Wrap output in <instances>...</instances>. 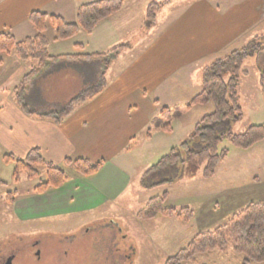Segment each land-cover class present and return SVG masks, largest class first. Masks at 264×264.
Returning a JSON list of instances; mask_svg holds the SVG:
<instances>
[{
	"label": "crops",
	"instance_id": "0c3cea01",
	"mask_svg": "<svg viewBox=\"0 0 264 264\" xmlns=\"http://www.w3.org/2000/svg\"><path fill=\"white\" fill-rule=\"evenodd\" d=\"M92 1L96 0H0V33L8 32L16 40H22L35 34L28 21L31 11L59 15L73 22L77 7ZM148 4L136 13L141 20L139 27H142ZM128 5V2L124 3L119 12L101 21L89 33L80 31L69 39L50 42L48 53L54 58L30 81L24 94L26 105L39 113L61 109L84 89L97 83L103 58L87 56L105 53L121 44H131L110 62L104 90L77 106L59 124L21 111L10 92L14 93L15 86L32 64L0 52V154L23 157L30 149L38 148L44 159L62 168L66 157H82L92 162L105 160L100 171L88 176L67 172L69 179L58 188L23 198L16 194L12 206L20 220L85 213L108 203L121 209L122 205L116 201L130 186L133 173L129 170L128 156H120L135 147L131 143L140 135L146 140L151 139L150 122L159 112L154 104L159 99L154 94L155 89L169 83L177 67L186 62L199 59L203 62L208 57L217 56L221 48L233 41L240 46L235 48L231 44L228 51L246 45L241 39L245 33L241 32L249 26L250 15H246L239 4L222 6L221 11L207 1L200 2L194 10L183 11L170 32L157 38L146 32L139 39H135L139 31L127 35L129 23L120 21L118 25L115 22L128 10ZM133 15L127 13L126 17ZM23 28L26 34L17 39L15 32ZM49 29L50 26L46 32ZM123 30L125 33L122 34ZM169 33L175 34L166 36ZM186 36H190V40ZM47 37L52 38L53 34ZM144 205L145 202L138 205L136 211ZM163 218L184 229L176 217ZM216 256L222 255L217 253Z\"/></svg>",
	"mask_w": 264,
	"mask_h": 264
},
{
	"label": "rangeland",
	"instance_id": "374dc122",
	"mask_svg": "<svg viewBox=\"0 0 264 264\" xmlns=\"http://www.w3.org/2000/svg\"><path fill=\"white\" fill-rule=\"evenodd\" d=\"M206 1L221 11L222 6L227 8L228 5L239 4L246 15H250L249 26L242 30L241 34H245L241 39L244 44L253 40L255 52L244 60L238 74L237 95L242 115L230 123L229 128L233 133H241L248 126L264 125V0H125L124 3L129 4L128 10L115 22L118 25L129 23L126 26L128 36L139 31L135 39L146 32L157 38L172 30V24L183 11L194 10L200 2ZM151 2L164 4L156 12L155 24L145 30L139 27L141 20L136 13ZM127 13L134 15L127 18ZM25 32L24 28L17 30L16 38L20 39ZM45 34L52 35V27ZM186 38L190 40L191 37ZM233 42L231 44L235 48L240 46ZM231 44L221 48L219 55L208 57L203 62L201 59L193 60L177 67L169 83L155 89L154 94L159 98L158 101L154 99L156 109L167 106L176 111L175 107H178L181 115L171 119L170 132L152 130L149 140L140 135L131 143L135 147L121 154L120 157L128 156V162L125 161L130 163L129 170L133 173L130 186L116 201L122 205L121 209L108 203L85 213L20 220L6 194L16 190L18 198L27 197L33 193L38 181L27 179L26 173L21 172L19 182L14 183L12 163L0 159V180L4 183L0 184V264H3L2 258L11 254L14 255L11 264H163L196 232L213 229L250 201L264 202V139L245 149L223 139L219 146L228 148V153L219 160L214 175L208 179L202 177L201 171L192 179L173 175L166 183L162 182L164 174L159 170L145 174L173 148H177L184 158L185 151L180 144L187 139L195 122L213 109L212 103L190 108L185 105L200 90L207 64L228 51ZM10 54L15 56L13 52ZM12 96L14 93L10 92ZM197 143L193 140L190 147L195 148ZM163 191L167 192L165 205L176 208L188 206L194 210L195 218L190 223L181 221L184 229L168 223L162 215L147 220L136 217L138 205L146 204L149 198ZM216 254L217 251L205 253L185 264H239L240 257L236 255L218 253L222 255L218 257Z\"/></svg>",
	"mask_w": 264,
	"mask_h": 264
},
{
	"label": "trees",
	"instance_id": "16d2710c",
	"mask_svg": "<svg viewBox=\"0 0 264 264\" xmlns=\"http://www.w3.org/2000/svg\"><path fill=\"white\" fill-rule=\"evenodd\" d=\"M124 1L96 0L81 4L76 9L73 22H68L59 15L34 10L28 16L29 23L35 29L33 36L16 40L8 32L0 33V52H13L22 62H34L13 90L15 101L22 112L27 115L46 117L59 124L77 106L92 100L104 90L105 74L110 62L119 53L130 48L131 44H121L105 53L87 56L103 58L99 80L68 101L61 109L39 113L31 110L24 101L25 90L30 81L54 58L48 53L50 42L69 39L80 31L91 32L101 21L117 13ZM163 4L164 2L148 4L142 24L143 29H150L155 24L156 12ZM48 26L53 28L52 38L45 34ZM253 44L251 40L239 49L224 53L205 69L200 90L185 106L190 108L193 105L212 103V111L203 115L195 123L187 139L180 144L185 151L184 158H181L177 148H173L160 157L145 174L159 170L164 174L162 182L166 183L170 182L173 175L179 174L183 178L192 179L201 171L202 177L208 179L214 175L219 160L228 153V148L219 146L223 139H227L241 149L248 148L264 139V125L248 126L241 133H233L229 128L230 123L237 121L242 115L237 95L238 74L244 60L255 52ZM260 50L259 48L257 51ZM175 109L176 111H173L167 106L161 107L158 115L151 119V128L170 132L171 119L181 115L178 107ZM149 132L147 135L150 137ZM193 140L198 142L195 148L190 147ZM0 159L5 163H12L14 183L19 182L21 172L26 173L27 179L37 180V185L32 189L36 194L58 188L69 179L67 171L44 159L38 148L30 149L23 157L12 153L0 154ZM63 162L67 169H73L80 176L97 173L105 164L103 159L92 162L82 157L74 159L66 157ZM0 184L4 183L0 180ZM16 194V190L8 191L6 194L7 201L11 205L15 201ZM166 196L167 192L163 191L162 194L149 198L144 207L137 212L136 217L147 220L162 215L176 217L187 224L195 218L194 210L188 206L176 208L165 205ZM214 251L240 257L239 264H264V202L250 201L213 229L196 232L184 246L167 257L163 264H185L195 261L199 255Z\"/></svg>",
	"mask_w": 264,
	"mask_h": 264
},
{
	"label": "flooded vegetation",
	"instance_id": "af4514ba",
	"mask_svg": "<svg viewBox=\"0 0 264 264\" xmlns=\"http://www.w3.org/2000/svg\"><path fill=\"white\" fill-rule=\"evenodd\" d=\"M13 254H11L10 256H8V257H6V258H2V261H3V264H11V261H12V259H13ZM37 256H39L38 255V252H37ZM0 262H1V260H0Z\"/></svg>",
	"mask_w": 264,
	"mask_h": 264
}]
</instances>
